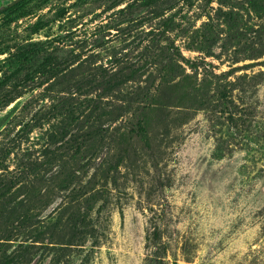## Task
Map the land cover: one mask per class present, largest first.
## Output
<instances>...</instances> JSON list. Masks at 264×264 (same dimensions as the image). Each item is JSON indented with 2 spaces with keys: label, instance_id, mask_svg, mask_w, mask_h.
Masks as SVG:
<instances>
[{
  "label": "rangeland",
  "instance_id": "1",
  "mask_svg": "<svg viewBox=\"0 0 264 264\" xmlns=\"http://www.w3.org/2000/svg\"><path fill=\"white\" fill-rule=\"evenodd\" d=\"M12 1L0 0V7ZM77 1L55 0L39 16L20 20L8 32L5 42L43 44L58 57L65 72L52 79L35 70L16 76L2 63L8 54L0 55V156L5 162L0 177H9L25 159L42 160L54 128L63 120L51 111L52 97L58 95L49 90L52 84L79 80L100 69L114 72L134 65L140 79L104 99L113 106L126 105L138 84L145 86L150 75L159 84L156 64L141 67L151 60L146 56L155 54L152 42L170 18L169 44L198 68L176 62L178 75H169V88L165 85L162 92L167 93V101L157 100L166 106L168 116H154L151 149L136 145V156L120 168L113 184L101 179L102 171L96 173L106 158L108 140L99 146L85 174L75 180L78 187H93V192L102 182L106 184L102 199L90 204L88 218L101 232L98 245L94 247L88 237L84 246L62 253L63 246L50 244V250L60 251L47 252V262L60 257L58 264H148L157 248L162 264H264V18L238 5L229 8L208 0H159L144 8L137 6L144 0H92L83 6L78 1L73 7ZM62 7L67 8L63 19L37 33L31 31L40 16L55 19ZM231 11L238 18L234 32L225 17ZM185 27L189 34L203 35L208 30L209 50L198 51L192 36H183ZM237 32L238 37L231 38ZM166 44L163 41L160 46ZM220 92L229 103L222 104ZM60 95L69 96L65 90ZM94 97L80 101L85 105ZM230 116L238 128L231 125ZM100 125L89 123L85 130ZM112 129L122 130L119 122ZM94 148L87 149L81 164L90 160ZM110 148L111 154H117L119 145ZM53 194L58 200L55 207L60 200L64 203L50 219L52 210L41 212L35 222L42 227L73 210L68 205L71 194L56 187ZM1 201L0 238L11 240L6 247L31 241L28 230H15L13 219L5 217L4 207L14 201L13 196Z\"/></svg>",
  "mask_w": 264,
  "mask_h": 264
},
{
  "label": "trees",
  "instance_id": "2",
  "mask_svg": "<svg viewBox=\"0 0 264 264\" xmlns=\"http://www.w3.org/2000/svg\"><path fill=\"white\" fill-rule=\"evenodd\" d=\"M54 1L22 0L0 14V43H3L0 46L5 47L0 50V55L8 54L2 63L14 75L23 76L35 70L37 71L36 73L48 75L52 79L58 78L59 75H63L65 72V68L58 63V57L49 54L47 47L43 44L25 42L24 44L14 45L13 43L5 42L8 41V32L14 24L22 19L39 16ZM78 1L79 5L83 6L92 0ZM78 1L73 7L78 6ZM157 1L159 0H144L137 6L144 8ZM214 1L223 2L229 8H236L235 6L238 5L237 8L246 9L259 18H264V0H208V4ZM66 14L67 8H59L54 14L55 19L44 20L43 16H40L30 29L33 33H37L46 29L51 22L63 19ZM236 15L233 11L225 15L229 30L233 32L238 29V18ZM172 22V18L165 22L164 30L159 32L160 34L152 42V47L156 49L155 54L146 56V58L149 57L151 60L146 64L147 60L145 58L146 65L141 67L145 68L149 64H156L159 67L158 76L161 81L159 84H155L156 79L150 75L148 81L145 82V86L142 87L138 84L126 105L113 106L112 103H104V99L113 97L128 84L140 79L136 74L139 70L134 69V65L124 66L122 69L118 68L114 72L107 68L100 69L89 73L79 80H68L66 84L61 82L51 85L49 90L58 94L52 97L55 105L51 111L59 113L57 117L63 119L62 124L54 128L53 134L50 136L49 145L42 154L43 158L41 161L33 162L30 159H25L19 165V169L17 168L9 177H0V201L9 200L12 196L14 198V201H7L4 207L7 213L5 217L8 220L10 218L13 219V228L15 230H28L27 239L32 240L24 241L15 248H7L6 242L11 241L10 237L3 236L0 238V264H58L60 257L52 258L51 261L47 262L49 258L47 252L54 251L58 253L60 251L54 247L50 250L48 248L50 244L63 246L62 249L64 250L62 251L64 252L62 253H66L65 251L71 247L84 246V241L88 237L93 239L94 247L98 245L96 239L101 232L95 228L92 222L88 221V218L89 213L92 211L90 204H95L104 196L106 184L102 182L101 187L96 188L95 192H93V187L86 189L82 186L78 187L79 180L76 182L75 180L78 175L85 174V169L91 159L95 157L97 149L107 140L106 158L101 163V168L96 171V173L102 171L104 176L101 179L105 183L110 179L113 184L117 177H120V168L126 162L129 163L131 157L134 158L136 156L134 150L136 145L145 150L151 149L150 130L154 116L163 119L168 116L166 106L157 104V100L159 97H164L165 101H167V93L162 92L165 89V85L169 88V75L172 77L178 75L176 62L182 61L192 69L198 68V65L183 58L172 46L173 43L169 44L166 33L169 29H173ZM205 32L203 35H199L197 32L189 34L187 27L182 30L183 36H192L193 45H197L196 49L201 52L205 51L206 48L209 50L208 44L211 42L210 34L207 33L208 30ZM237 35H239V32L235 33L231 38H236L238 37ZM163 41H166L167 44L160 46ZM260 45H263V43L260 42ZM177 57L181 60H177ZM28 77L31 78V76L26 75V79ZM60 77L62 78V76ZM60 87H63L61 91H59ZM64 90L68 92L69 96L60 95ZM89 95H95V97L84 105L80 98ZM194 95H196V92H194ZM220 95L223 105L226 102L229 103L224 92H220ZM18 97L16 96L10 101L12 102ZM230 104L232 105L231 102ZM231 114L234 115V112L231 111ZM81 116L83 119H81ZM68 119L70 120L67 121ZM96 122L101 124L100 127L85 130L89 123L95 124ZM118 122L122 130L117 129L114 131L112 129L113 125ZM230 123L234 128H238L233 116H230ZM111 130L114 132H111ZM115 138L116 140H114ZM89 143L90 145L87 146ZM114 143L119 145L117 154H111L109 150ZM93 145H95V148L90 160L81 164L80 160L84 153ZM3 169H5V162L0 156V170ZM44 182H48L49 185L43 188L41 185ZM55 187L62 190V192L71 194L68 205H72L73 210L67 215L62 214L57 217L54 220L55 222L42 227L35 222L41 212L47 213L52 210L47 217V219H50L56 213L57 208L64 203L63 200H60V204L55 207L58 201L56 195L53 194ZM114 187L116 188V186ZM15 194H19L18 198L14 196ZM106 204L99 208L98 213L106 208ZM65 231H68L69 235H64ZM154 238L155 240L158 238L157 233H155ZM37 243H40V245H36ZM62 264L71 263L64 261ZM148 264H162L157 248L152 251V258L148 261Z\"/></svg>",
  "mask_w": 264,
  "mask_h": 264
},
{
  "label": "water",
  "instance_id": "3",
  "mask_svg": "<svg viewBox=\"0 0 264 264\" xmlns=\"http://www.w3.org/2000/svg\"><path fill=\"white\" fill-rule=\"evenodd\" d=\"M22 0H13L12 2L0 7V14L3 13L4 11L12 8L13 6H15L16 4H18L19 2H21Z\"/></svg>",
  "mask_w": 264,
  "mask_h": 264
}]
</instances>
